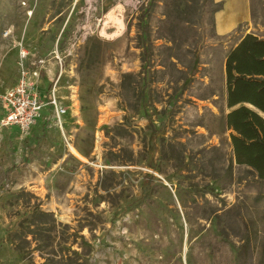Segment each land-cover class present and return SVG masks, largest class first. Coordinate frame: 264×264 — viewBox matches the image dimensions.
Here are the masks:
<instances>
[{
    "label": "rangeland",
    "instance_id": "374dc122",
    "mask_svg": "<svg viewBox=\"0 0 264 264\" xmlns=\"http://www.w3.org/2000/svg\"><path fill=\"white\" fill-rule=\"evenodd\" d=\"M246 33L264 0H0V95L25 49L65 109L0 128V264H264V181L225 123Z\"/></svg>",
    "mask_w": 264,
    "mask_h": 264
},
{
    "label": "trees",
    "instance_id": "16d2710c",
    "mask_svg": "<svg viewBox=\"0 0 264 264\" xmlns=\"http://www.w3.org/2000/svg\"><path fill=\"white\" fill-rule=\"evenodd\" d=\"M224 73L229 109L225 123L234 160L264 181V38L244 34L228 51ZM34 214L32 235L45 229L42 217L51 215L38 209Z\"/></svg>",
    "mask_w": 264,
    "mask_h": 264
},
{
    "label": "built area",
    "instance_id": "2783aa9c",
    "mask_svg": "<svg viewBox=\"0 0 264 264\" xmlns=\"http://www.w3.org/2000/svg\"><path fill=\"white\" fill-rule=\"evenodd\" d=\"M45 60L22 49L18 59V75L15 82L0 95L2 113L0 128L16 127L22 135L41 117L44 107H53L54 116L60 117L65 109L55 96L42 97L40 92L41 70Z\"/></svg>",
    "mask_w": 264,
    "mask_h": 264
},
{
    "label": "crops",
    "instance_id": "0c3cea01",
    "mask_svg": "<svg viewBox=\"0 0 264 264\" xmlns=\"http://www.w3.org/2000/svg\"><path fill=\"white\" fill-rule=\"evenodd\" d=\"M225 1V5H226V0ZM244 7H245V0H244ZM224 9H225V6H224ZM224 9L221 10L217 17H216V28L218 30V32L220 34H224L226 32H228L232 27H233V24L235 23L236 20H238V18H240V16L243 14L244 10L242 11L241 15L240 16H237V18H235L234 20H231V22L229 21L228 23L226 21H222L221 20V14L224 12ZM220 19V21H219ZM229 24V25H228ZM225 25V26H224ZM235 45V44H234ZM40 82V81H39ZM12 128L14 129H17L16 127L12 126Z\"/></svg>",
    "mask_w": 264,
    "mask_h": 264
},
{
    "label": "bare ground",
    "instance_id": "6f19581e",
    "mask_svg": "<svg viewBox=\"0 0 264 264\" xmlns=\"http://www.w3.org/2000/svg\"><path fill=\"white\" fill-rule=\"evenodd\" d=\"M28 14H31V11H28ZM238 15H239V13H233L232 11H230L228 14L227 13L225 14V12H223L221 14V20L226 21L228 23L229 21L231 22V20H234L235 18H237ZM219 21H220V19H219Z\"/></svg>",
    "mask_w": 264,
    "mask_h": 264
}]
</instances>
